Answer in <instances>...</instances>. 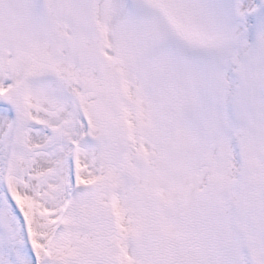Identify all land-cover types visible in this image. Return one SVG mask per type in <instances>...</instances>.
I'll return each instance as SVG.
<instances>
[{
    "label": "snow or ice",
    "instance_id": "6c2138e0",
    "mask_svg": "<svg viewBox=\"0 0 264 264\" xmlns=\"http://www.w3.org/2000/svg\"><path fill=\"white\" fill-rule=\"evenodd\" d=\"M0 264H264V0H0Z\"/></svg>",
    "mask_w": 264,
    "mask_h": 264
}]
</instances>
